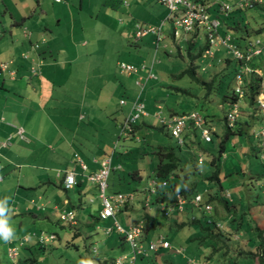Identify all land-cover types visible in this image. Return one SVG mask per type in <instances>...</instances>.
I'll list each match as a JSON object with an SVG mask.
<instances>
[{
	"label": "rangeland",
	"instance_id": "rangeland-1",
	"mask_svg": "<svg viewBox=\"0 0 264 264\" xmlns=\"http://www.w3.org/2000/svg\"><path fill=\"white\" fill-rule=\"evenodd\" d=\"M156 1L63 0L67 12L63 17L62 24L59 26L55 24L59 42L55 49V56L50 57L51 60L48 61L51 62L53 67L50 73L45 75H42L40 70L42 80L45 82L48 80V85H55L54 91L48 90L43 104L38 102L30 105L31 113L36 116L32 130L38 136L31 139L33 144L30 146V148L37 147L39 151L38 158L34 156L32 160V163H36V166L47 164L46 158L54 154V151H57L56 163L59 165L65 164V154L55 143L58 136H61L63 141L67 138L74 143L73 138L77 134V142L74 148L84 153L91 149L98 152L101 150L112 151L113 153L115 146L121 144L120 139L124 135L120 127L124 123L131 103L136 100L141 90L136 85L138 76L129 77L122 74L120 64H131L139 69L144 65L150 68L153 64L157 80L150 81L147 84L142 97L147 106L146 110L151 115L147 121H152L155 128L161 126L159 120L153 117L161 106L163 109L161 112L165 117H169L172 112H175L176 116H189L194 112L202 114L203 117L208 116L207 119L211 123L210 127L215 129L211 143H207L202 139L201 129H195L189 135L193 138L188 139L183 152H179V154H182L183 162L191 165V167L197 165L198 172H200V174H197L199 187L209 188L211 183L203 179L212 176L215 172V167L211 162L214 157L218 156L220 144L227 132L225 116L230 106L228 103L222 102L225 83L219 93L212 96L209 101V98L206 99L207 90L201 89L200 85L193 81L189 75H182L189 68L191 58L198 56L201 49L207 44L204 30L195 39V33L184 34L182 29L175 27L173 23L168 21L162 32L165 38L158 48L156 45L157 37L153 34H150L154 37H152L153 40L149 39L150 37L140 40L135 38L133 29L137 23L145 28L160 27L162 22L170 16V10ZM225 1L230 2L231 0ZM175 29L177 30V37L174 39ZM252 38L254 40L257 38L264 40V33L263 35L255 34ZM221 51L224 59L234 60L228 50L222 49ZM217 56L219 57V55ZM217 56L215 59L210 57L209 61L214 62L216 60L217 62ZM255 61L260 64L264 83V53ZM203 62L204 59L200 57L194 60V65L198 67L197 75L204 80H210L225 68L223 60L221 64L213 65L208 71L206 68V70H203ZM255 73L254 77L261 76L260 73L256 71ZM142 74L146 76V72ZM227 80H229L227 83H231V89H234L235 81L229 78ZM176 89L185 92H179ZM51 94L53 95L51 96ZM260 98L264 100V95H261ZM121 100H125L128 107H121ZM239 110L240 117L235 126L237 129L244 131L246 135L243 137L239 135L231 136L228 140V146L232 148L235 146L237 150H243V145L246 146V151L244 155L241 154L240 158L241 161H244V164H248V166L245 165L249 168L248 175L247 177H243V175L234 176L236 180L242 181V184L245 183L246 186H242V184L239 186L232 185L228 177L224 176L227 171L222 177L225 190L233 196L228 198L232 202L235 201L238 210L231 215L219 203L215 202L216 210L213 209V212L210 213H200L202 216L205 215L208 220L211 218L210 220L219 222L218 224H220L219 226L224 234L235 233L232 239L224 238L218 242L209 240L207 246H199L198 248L197 241L177 238L175 232H166L164 229L158 228V230L154 229L151 232L152 242L158 243L162 236L158 239V235L165 234L166 238L171 242L173 241L175 248L185 249V258L194 256L196 252L195 254L200 259L203 258V255L212 256L213 259L210 264H235L236 262L239 264H254L251 262L252 260L249 261L234 256L231 248L240 244L245 250H256V229H264V163L260 155L262 138L258 136L264 128V114L258 104L255 107L251 106L247 91H245V95L239 103ZM80 116H85L86 119L80 121ZM245 121H248L247 124ZM11 125L16 127L14 124ZM146 132H148V134L145 133L147 139L137 140V143L130 147L133 154L131 155L132 158L126 160L127 164L125 163L123 166L124 171L120 170L119 165L122 164L115 163L118 164V167L114 166L117 167L115 169L119 170L115 173L113 170L112 176L108 180L109 184L112 183L113 178L119 183L118 176H122L121 179L124 178V180L120 182L123 184L119 187L126 195L130 192V189H139L136 191L132 205L133 208L136 207L135 211L124 212L127 214V220H131L132 223L144 214L142 213L144 205L147 212L159 217L160 221L162 220L160 207L151 205V208H149L145 204L149 195L145 193L144 189L150 190L154 183L150 177L158 158L153 152L155 150L154 146L159 144L161 140H163V144L177 146L175 139L170 136L171 132L167 129L166 132L169 135L158 129ZM196 133L200 135V145L197 143ZM7 142L12 144V138L4 143ZM116 150L117 155L120 151L119 145ZM140 150L151 153L143 160H137ZM177 151L179 150L177 149ZM254 151L258 154L257 158ZM134 154L137 155L136 159L133 158ZM201 158L204 159V164L198 165V160ZM224 160L223 158L221 164ZM232 160L242 164L239 161L240 159L238 160L233 155L227 161L230 163ZM132 166L142 168L141 174L145 177L143 181H139L136 178L137 175L129 172ZM23 173L24 177L30 178L28 174L32 173V169H27ZM1 177L3 176L1 175ZM25 183L26 181H23L21 184L27 187L28 185ZM236 188L243 190L241 197ZM118 189V185H116L115 189L108 190V194H110V191ZM10 194L8 193V195ZM64 197L65 194L62 198ZM89 200L87 198L86 201H83L82 211L76 207L79 203L78 198L73 197L71 208L76 214L78 226H71L61 220H53L52 224L45 226L47 228L45 231L56 236L54 245L48 247L46 251L40 248L36 249L33 254L30 250L23 249L19 260L15 264H115L116 259L119 257L131 255L132 248L115 227V220L96 222L94 218H99L98 206L100 205H98V202L91 204ZM189 207L191 209V204ZM117 219L120 225L128 230L130 225L126 222V217L123 219L122 215H118ZM34 229L37 230L36 226H34ZM109 229L112 232L108 234ZM192 229L193 232L197 231L196 226H192ZM76 233L78 234L76 235ZM1 244L3 243L1 242ZM32 245L34 246V244ZM144 245L148 248L149 242H144ZM197 248L199 251H196ZM212 249L214 250L211 252ZM224 252L230 253V255L225 257ZM2 255L3 250L0 246L2 262L9 264V261ZM174 255L177 258L173 257V261L179 263L180 254L174 253ZM29 258L31 261H28ZM185 261L187 264L190 263L187 260ZM191 262L194 261L191 260ZM137 264H140V260L137 261Z\"/></svg>",
	"mask_w": 264,
	"mask_h": 264
},
{
	"label": "crops",
	"instance_id": "crops-1",
	"mask_svg": "<svg viewBox=\"0 0 264 264\" xmlns=\"http://www.w3.org/2000/svg\"><path fill=\"white\" fill-rule=\"evenodd\" d=\"M192 1L200 3L203 0ZM209 1H211L210 13L212 18L219 19L218 17H222V15L218 12V7L216 5H213L217 0ZM220 1H224L232 5H234L236 2V0H231L230 2L225 0ZM156 2L159 1L157 0ZM65 6L66 5L63 0H61L60 2H58L57 0H0V204H2L6 208L5 216L2 218L4 220L3 226L9 229L12 234L7 242L0 238V246L3 250L2 256H4L7 261H9V264H15L19 260L23 249L27 251L30 250L31 254H33L36 249L38 250L42 246L45 249L41 250L46 251L48 247L54 245L55 240L49 245H42L39 242V237H41L42 235H54L47 233L45 231V229L47 230L45 226H49V224H52L53 220L60 221L62 214L71 213L77 220L76 214L71 208V199L75 196L79 201L76 207H78L82 211L84 203L83 201H86L87 198L90 199L89 202L91 204H95L97 202L99 203V218H94L96 219V222L100 220L107 222L113 219L109 218L103 220L101 218V212L103 211V201H101L102 199L100 197L99 187L97 184L91 183L86 178L87 173L98 172L101 168V162L108 157H112V168L115 169L118 167L117 165L119 164V162L114 159L113 155H111L112 151L107 152L101 150L100 152H98L97 150L91 149L87 150L86 153H84L80 150H75L74 148L77 142V134L73 138L74 143L69 141L67 138L63 141L61 136H58L55 143L58 144L60 150H62V152L65 154V164L59 165L58 163H56L57 151H54V154L46 158V161L48 162H46L47 164H44V166H36V163H32L34 156L36 158L39 151L37 147L30 148V146L33 144V140L31 139L38 137L37 134H34L32 130L33 124L36 121V116L31 113L30 105H34L35 103L37 104L38 102L43 104L45 98L47 97L48 90L50 89L51 91H54L55 85H48V80L46 82L43 81L40 77V70L42 71V75H45L47 73H50V70L53 67V65H51V62L48 61L51 60L50 57L55 56V49L59 42V38L55 30V24H57L58 26L62 24L63 17L67 12ZM233 10L235 9L233 8ZM236 15V12H233L232 16L235 17ZM58 19L59 21L57 22ZM168 21L172 23L167 19L164 27L166 26ZM227 22L229 23V25H233L236 23V21L232 22L231 20ZM164 27L162 28V32ZM221 28L220 34L222 36L228 34L233 36L234 42L238 46L240 45L243 50H245L251 43H255L257 40H261L264 43V40L261 38H257L256 40H254L253 38H248L245 40L237 41L236 35L233 30L228 29L225 24H223ZM200 31L202 30H199L198 34L196 33L195 35L199 36L201 33ZM198 36H196V38ZM147 37H150L149 39L151 40H153L154 38L150 34L143 38ZM173 37L175 39L174 33ZM164 38L160 41L157 39V48L160 46V43L164 40ZM222 49L225 48L221 47L218 51H216L214 58L212 57L213 59H215L216 56L219 55V57L217 56V62L216 60L214 62H210V57L206 58L205 55L202 57L204 59V62L202 63L203 70L207 69L208 71V69L213 65L221 64L222 61L225 60L224 57H222ZM263 53L264 49L260 55L252 57L250 61V65L253 68H256L255 71L260 73L261 77L262 70L261 67H259L260 64L255 60L259 56H262ZM5 64L7 65V67L2 68L1 66ZM33 67L36 68L37 72H32ZM137 69V74H129L121 70L122 74L128 75L129 77L137 75L138 78H136V85L138 87H140L138 84L139 78H143V81L145 83L144 89L140 90V93L136 100L131 103L129 112L126 115L124 121L131 114L133 104L137 101V99H142L147 84L150 81L157 80V76L154 73L153 64L150 68L149 66L144 65L141 69ZM151 69L156 78L146 82V78L148 77V73ZM145 72L146 76L142 74ZM52 95L53 94H51V96ZM122 102L125 103L122 104ZM120 105L121 107H128V103L125 100H121ZM158 109L160 111L158 110V112L155 113L156 115H154L153 117L157 118L158 113H161V115L165 117L163 115V112H161L163 110L162 107L160 106ZM194 113L198 114L197 112ZM176 115L177 114L175 112H172L169 117H165V119H171ZM198 115L203 118L202 114ZM150 117L151 115L147 112V115L142 117L138 121L137 125H141L143 128H141L140 134L135 139L134 143H137V140H142V138L145 139L146 134H148V132L146 131L155 130L153 122L151 121V123L147 121V119H149ZM85 119V116H80V121H84ZM204 120L206 121V119ZM247 122L248 121H245L246 124ZM10 123L14 124L16 127L12 126ZM19 129H22L24 131V136L25 138L27 137L25 140L18 135ZM193 129L195 130V127L193 128V125L190 126V128L186 130L184 136L191 134L192 131H194ZM245 135L246 134H244V136ZM124 137L127 139H125V141L124 139H120L121 144L118 145L120 147V150L122 149V145V147L125 149L124 152L126 153V151L128 150L127 147L133 145V143H131L130 138L128 139L127 135H124ZM10 138H12L13 140L12 144H9L8 146L3 145L4 142L8 141ZM190 138L193 137H188V139ZM174 139L178 142L176 138ZM188 139H186V141ZM160 143H163V140H161ZM118 145L115 146V148L117 147L116 149H118ZM245 147L246 146L243 145V150H237L235 146H233V148L231 146H228L226 147L227 150L223 157L225 160L222 164L221 178L227 171L224 176L228 177V179L231 181V184L235 186L241 185L242 181L236 180L234 176L243 175V177H247V172H249V168L246 167L248 166V164H244V161H241L240 158L241 154L244 155L246 151ZM116 149H114V151H116ZM191 151L193 152V150ZM139 152H142V150H140ZM254 152L257 158L258 154L256 153V151ZM231 155L235 156V158L237 157L238 160L240 159L239 161H241L242 164H238L234 162V160L229 163L227 160H229V157H231ZM82 163L88 168V171L86 173L82 169ZM115 165L117 167H114ZM27 169H32V173L28 174L30 178L24 177L23 172ZM66 171H75L77 173V185L72 189H66L64 186L63 174ZM1 175L3 177H1ZM23 181H26L25 184L28 185L27 187L21 184L23 183ZM242 186H246V184L244 183V185L242 184ZM210 187L211 185L209 186V188ZM236 189L237 192L240 193L241 197L243 190L238 188ZM212 192H214V189ZM8 193L11 194L8 195ZM63 194H65L64 198H62ZM121 194L128 198L127 200H129V205L125 207L123 206V204L117 212V216L122 215L123 219L124 217H126V222H128L130 225L128 229H130L133 226L139 225L138 220L134 223H132L129 219L127 220L126 214L128 212L135 211L136 207L133 208L132 205L136 191L132 193L129 192L127 195L124 193ZM222 195H225L227 198L233 197L230 195V193H228V191L225 190V188ZM191 205V208H193L192 211H183L184 213L186 212L183 219H185L186 217L190 218L191 216H201L200 213L202 212V210L194 206L193 203H191ZM121 210H124V212L126 213L121 212ZM237 210L238 207L237 205H235L233 211L237 212ZM183 212H181L182 215L184 214ZM230 214L232 215V213ZM117 216L116 221L118 222ZM210 219L211 218H209V220ZM34 226H36L37 230L34 229ZM76 226H78V224ZM191 231V234L195 232H193V229ZM174 232L176 233L175 237L181 239L190 240L192 239L191 237L194 236L191 234L189 236H185L183 235L184 233H179L177 230H175ZM182 232L185 231L183 230ZM195 233H197V231ZM162 237L165 238L164 236H161L160 238ZM26 239H28V241ZM165 239L170 242L171 249H161V252L171 251L172 253H174L175 249H177L175 253L180 254L182 259H185L190 263L202 264V258L200 259L199 256L195 254L196 252L194 253V256L185 258V249L179 247L175 248L173 245V241L171 242L168 238ZM1 242L3 244H1ZM32 244H34V246ZM12 249H15L18 253L17 260L15 261H13L10 257V251ZM175 257L177 258V256ZM212 259L213 258H211L207 262V264H210ZM191 260L194 262H191ZM28 261H31V259L29 258ZM180 262L183 261L180 259L178 264H180ZM0 264H4L2 262V257H0Z\"/></svg>",
	"mask_w": 264,
	"mask_h": 264
},
{
	"label": "trees",
	"instance_id": "trees-1",
	"mask_svg": "<svg viewBox=\"0 0 264 264\" xmlns=\"http://www.w3.org/2000/svg\"><path fill=\"white\" fill-rule=\"evenodd\" d=\"M210 2L211 1L209 0H203L200 3L206 5L207 8L210 10V5H211ZM234 9L235 10H233L228 17H224L223 15L222 17H218L221 21V27L223 26V24H225V26H227L228 29L233 30L236 35L237 41L252 38V36L255 34L263 35L264 33V18H263L264 7L258 6V7H254L248 10H240L234 7ZM233 12H236L237 14L235 17L232 16ZM229 20H231L232 22L236 21V23L233 25H229V23L227 22ZM196 33L198 34V31ZM196 36L194 37L195 39H196ZM191 46H193V44H191ZM238 47L241 48L240 45ZM208 49H209V42L207 39V44L205 45V47L201 49L198 56L191 58V64L189 68H187L182 75H189L193 79V81H196L198 85H200L201 89L207 90L206 99L209 98V101L211 100L210 98L212 96H215L219 93L220 89L224 86L223 84L225 83V91L222 96V102L228 103L231 108V106L235 105L236 103L241 102V98L236 93V76L239 71L240 63L236 60L225 59L224 60L225 68L221 72L215 74L212 78H210V80L201 79L197 75L198 67L194 65V60H196L197 57L202 58ZM255 75L256 73L248 75L245 79V84H244V89L245 91H247L249 95V99H250V104L253 107H255L256 104H258L257 102L258 99L260 98L262 94H264L263 93V85H264L263 78L259 75L254 77ZM228 78L231 79L232 81H235L234 89H231L230 82L227 83V81H229L227 80ZM176 90L179 92H183V93L185 92L184 90H181V89H176ZM227 115L225 116V121H226V126H227V132H226L225 138L220 144V147L218 150V156L214 157L211 162L213 167H215V172L212 174V176L208 178L204 177L203 179L204 181H209L211 183L210 188L205 187L203 189L199 187L200 183H199L197 174H200V172H198V167H196L197 165L196 166L192 165L194 167H191V165L183 162L182 154H179V152L181 153L183 152V148L187 145L186 141H185V145L183 146H180L177 141H176L177 146L170 145V144H163V143H159L156 146H154L155 150L153 152L158 156V158H157V162H156L153 174L150 176L152 180L154 181L153 186L148 191L144 189L145 193H148L149 195L147 202L145 204L149 208H151V205L152 206L154 205L155 207H160L159 210H161L160 212L161 219L163 221L162 220L160 221L159 217H155L151 215L149 212H147L145 205L144 207H142L143 209L142 213L144 214H142L140 218L138 219L139 224H142V223L144 224V233L141 239V244L144 245V242L148 241L149 246H150V244L153 243L152 238H151V232L154 229L158 230V228H160V229H164L166 232L167 231L174 232L175 230H177L179 233L181 232V233H184L183 235L189 236L192 233L191 231L192 226H196L197 233L194 232L193 234H191L194 236H192L191 237L192 239L190 240L197 241L196 245L198 248L199 246H202V247L207 246V241L209 240H216L218 242V241H222L221 239H224V238L228 240L232 239V236L235 233L224 234L222 232V228L219 226L220 224H218L214 220H208L205 217V215L203 216L201 215L200 217L191 216L190 218L186 217L185 219H183L184 215L186 214V212L184 213L183 211L185 210L192 211L193 208L190 209L189 206L191 203H193V201L199 195L202 196V202H201L202 207L199 208L202 210L201 213L203 212L207 213V211L204 208L207 205L212 207V210L210 212H213V209L216 210L214 206L215 202L219 203L229 213L233 214L234 212L233 208L236 204L230 201V199L227 198L225 195H222L224 192V186L222 185V178H221V175H222V164L221 163H222L223 157L227 150L226 147H228V140L231 138V136H234V135L244 136V134L246 133L240 130L239 128L237 129L236 126L233 128L230 127L227 121ZM207 117H203V118L206 119V126L210 127L211 123L209 122ZM141 128H143L141 125L136 124L135 126L132 127V132H130L129 134H124V135H127L128 139L130 138L131 143L134 144L135 139L140 134ZM155 129L156 130L158 129L159 131L165 134H168L166 132L165 127L162 125L159 126V128H155ZM124 135L122 136L121 140L124 139L125 141V139L127 138H125ZM189 135L190 134L184 137L185 140L188 139ZM170 136L173 138V135L170 134ZM196 138H197V143L200 145L201 143L200 135H198L197 133H196ZM191 145H193V143H191ZM130 147H132V145L127 147L128 150L125 153L124 152L125 149L121 145L122 149L119 151L117 155H116L117 150L111 154L114 156V159L116 161L122 164V165H119L121 167L120 169L121 171H124L123 166L125 163L127 164L126 160L132 158L131 155L133 154L132 153L133 150ZM177 149L179 151H177ZM150 153L151 152L142 150V152H139V156L137 160H140V159L143 160ZM133 156H134L133 158L136 159L137 155L134 154ZM203 164H204V161L202 164H200V159H199L198 165H203ZM113 170L115 173V171H118L119 169L117 170L112 169V171ZM129 170H130L129 172L133 173L134 175H137L136 178L139 181H143V178H145L141 174L142 168H139V167L136 168L132 166V169H129ZM111 176H112V172L109 177ZM118 177L120 181L124 180V178L121 179L122 176H118ZM120 181L118 183L113 178L111 184H109L110 182H108L107 194L109 192L108 190H110L111 188L115 189L116 185H118V188H119L116 191H110V194H108L109 196L123 193V190L119 187L120 185L123 184ZM213 189H214V192H212ZM137 190L139 189H136V188H134L133 190L130 189V193L135 192ZM128 201L124 203L123 206L125 207L128 206L129 205ZM182 203H185L183 205L184 210L179 211V205H181ZM121 212H124V210H121ZM181 212H183L184 214L182 215ZM183 230L185 232H182ZM256 230H257L256 250H245L244 248L241 247L240 244L238 246L236 245L230 248L232 249L234 256H237L238 258L246 259L249 261L252 260L251 262H253L254 264H256V262L257 264H264V229L258 228ZM77 234L78 233H76V235ZM160 236L161 234L158 235V239ZM164 237L166 238V236ZM40 249H45V248L42 246ZM145 249L148 251L149 247L148 248L145 247ZM160 250L156 252H150L148 255L137 256L135 264H137L138 260H140V264H178L173 261V257H175L174 256L175 252L172 253L171 251H163V250H162L163 252H161ZM213 250L214 249H212L211 252ZM196 251H199V249ZM223 254L225 257H227V255H230V253H226V252H224ZM202 257H203L202 264H205V263L207 264L208 260L212 258V256L208 257L205 255H203ZM179 259L183 261V262H180V264H184V263L187 264V262L184 259H182V257H179ZM235 264H239V263L236 262Z\"/></svg>",
	"mask_w": 264,
	"mask_h": 264
},
{
	"label": "built area",
	"instance_id": "built-area-1",
	"mask_svg": "<svg viewBox=\"0 0 264 264\" xmlns=\"http://www.w3.org/2000/svg\"><path fill=\"white\" fill-rule=\"evenodd\" d=\"M60 2L61 0H57ZM164 6L170 10V20L175 27L182 29L184 34L196 33V31L204 30L209 42V49L205 52V57H214L216 51L221 47H224L233 56L234 60L240 63L239 71L236 76V93L242 99L245 95V79L248 75L255 73V70L250 65L252 57L258 56L264 49V43L261 40H257L255 43H251L245 50L239 48L235 42L233 36L230 34L222 36L220 34L221 21L220 19H214L211 16L210 10L206 5L194 2L192 0H158ZM213 5L219 8V13L224 17H228L233 11V8H238L240 10H248L254 7H264V0H236L235 4L226 3L224 1L217 0ZM166 21L162 23L160 27H149L145 28L141 24H136L134 29V36L136 39H141L149 34H153L160 41L164 38L162 35V28L164 27ZM174 36L177 37V30L174 31ZM38 47V46H36ZM26 57V56H24ZM28 58V57H27ZM2 68H6L7 65H2ZM10 67V66H9ZM120 68L123 72L129 74H137L138 69L126 63H121ZM32 72H37L36 68H32ZM13 75V74H12ZM156 78L152 69L148 73L146 82L151 79ZM138 84L141 89H144L145 83L143 78H139ZM263 95V94H262ZM125 102H122L124 104ZM258 104L264 114V100L258 99ZM227 121L230 127H235V123L240 117L239 103L231 106L229 112L227 113ZM147 115L145 103L141 98L133 104L131 114L121 125V132L123 134H129L132 132V127L135 126L138 121ZM157 118L162 126L171 132L174 138L178 140L180 146L185 145V132L193 127L201 129L202 139L210 143L212 142V134L215 131L213 128L206 126V121L200 115L192 113L191 115L184 116H174L171 119H165L161 113L157 114ZM18 135L22 139H26L24 136V131L22 129L18 130ZM258 136H261L262 142L261 146V159L264 163V128L260 131ZM3 145H9V143H4ZM204 161L203 158L200 159V164ZM82 169L85 173L88 171L86 165L82 163ZM112 157H108L101 162V168L98 172L87 173L86 178L91 183L97 184L99 187L100 197L103 201V211L101 212V218L103 220L113 218L115 219V227H117L120 234H122L126 241L132 248L131 255H125L116 259L115 264H135L136 258L139 255H148L150 252H156L160 249H171V244L165 238H160L158 243H151L149 250L147 251L143 244H141V239L144 233V224H139L133 226L128 230H125L117 221L116 216L120 207L127 202L128 198L122 194L108 196V178L112 172ZM64 186L66 189H72L77 185V173L75 171L64 172ZM202 202V196L199 195L193 201V205L200 208ZM185 203L179 205V211L184 210ZM207 212L212 210L211 206L204 207ZM61 220L70 223V225H77V220L71 213H65L61 215ZM112 231L109 229L108 234ZM56 239L55 235H42L39 237V242L42 245H49ZM28 241V239H26ZM10 257L13 261L17 260L18 253L15 249L10 251Z\"/></svg>",
	"mask_w": 264,
	"mask_h": 264
},
{
	"label": "clouds",
	"instance_id": "clouds-1",
	"mask_svg": "<svg viewBox=\"0 0 264 264\" xmlns=\"http://www.w3.org/2000/svg\"><path fill=\"white\" fill-rule=\"evenodd\" d=\"M5 213H6V208L2 204H0V238H2L5 242H7L12 234L9 229L3 226L4 220L2 218L5 216Z\"/></svg>",
	"mask_w": 264,
	"mask_h": 264
}]
</instances>
